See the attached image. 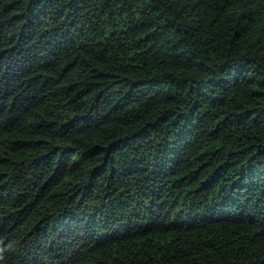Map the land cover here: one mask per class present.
Returning a JSON list of instances; mask_svg holds the SVG:
<instances>
[{
  "label": "trees",
  "instance_id": "trees-1",
  "mask_svg": "<svg viewBox=\"0 0 264 264\" xmlns=\"http://www.w3.org/2000/svg\"><path fill=\"white\" fill-rule=\"evenodd\" d=\"M0 264H264V0H0Z\"/></svg>",
  "mask_w": 264,
  "mask_h": 264
},
{
  "label": "clouds",
  "instance_id": "clouds-1",
  "mask_svg": "<svg viewBox=\"0 0 264 264\" xmlns=\"http://www.w3.org/2000/svg\"><path fill=\"white\" fill-rule=\"evenodd\" d=\"M4 251H5V249L0 247V253H3Z\"/></svg>",
  "mask_w": 264,
  "mask_h": 264
}]
</instances>
